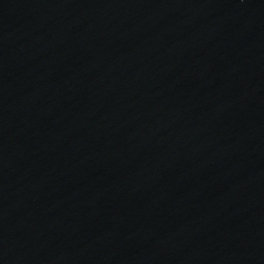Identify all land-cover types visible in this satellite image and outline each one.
<instances>
[{
  "label": "water",
  "instance_id": "obj_1",
  "mask_svg": "<svg viewBox=\"0 0 264 264\" xmlns=\"http://www.w3.org/2000/svg\"><path fill=\"white\" fill-rule=\"evenodd\" d=\"M0 264H264V0H0Z\"/></svg>",
  "mask_w": 264,
  "mask_h": 264
}]
</instances>
